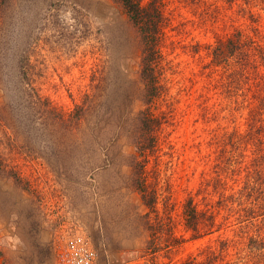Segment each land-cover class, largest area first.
<instances>
[{
    "label": "rangeland",
    "instance_id": "rangeland-1",
    "mask_svg": "<svg viewBox=\"0 0 264 264\" xmlns=\"http://www.w3.org/2000/svg\"><path fill=\"white\" fill-rule=\"evenodd\" d=\"M163 1V88L151 108L162 125L146 170L157 193L150 231L137 217L149 211L131 190L124 155L133 149L120 131L143 109L138 40L121 9L108 0H69L48 12L23 8L21 22H8L11 38L33 46L44 98L67 114L93 89L98 102L73 134L53 139L52 154L36 142L21 151L11 127L0 125L1 162L34 192L22 195L0 175L1 262L55 264L57 239L78 232L99 264H264V181L252 190L256 172L264 180V0ZM238 30L249 63L216 66V42ZM10 72L0 88L11 79L16 92ZM253 115L262 120L251 128ZM64 149L70 152L61 158ZM189 198L216 216L201 237L186 225ZM156 245L161 249L152 253Z\"/></svg>",
    "mask_w": 264,
    "mask_h": 264
},
{
    "label": "trees",
    "instance_id": "trees-1",
    "mask_svg": "<svg viewBox=\"0 0 264 264\" xmlns=\"http://www.w3.org/2000/svg\"><path fill=\"white\" fill-rule=\"evenodd\" d=\"M68 1L0 0V84L4 81L3 73L5 71H14L17 76L16 92L10 87L13 84V80L11 79L6 82L7 86L0 88L4 92V96L0 98L2 100L0 102V125L6 127L7 124L11 127V136L14 138L12 141L14 140L15 145L20 146L21 151L24 152L29 150L32 142L35 145L36 143L42 145L39 146L42 149H49L51 154L57 152L55 146L58 141L56 139L54 143L53 139L61 136L60 140L63 141V134L68 136L73 134L80 123L92 114L98 102V95L95 94L96 91L93 89L92 93L87 94L81 104L76 105L75 109L69 114L53 106L47 98H44L40 94L36 86V66L31 64V49L33 46L27 47L23 42H19V38H11L9 28L7 27L9 21L10 24L16 19L15 23L21 22L20 19H22L23 14L20 11L23 8L33 12L37 8L44 7L42 11L48 12L53 7H61L64 4H68ZM108 1L121 9L125 15L126 23L134 30L138 40V52L140 53L138 89L141 93L139 101L143 105V109L132 117H129L126 122H123L122 126H120V131L121 135L127 139L133 149L131 154L124 155L126 160L125 165L129 171L131 190L140 196L142 206L149 211V213L143 215L137 214V217L141 221L144 220L145 231H150L148 229L150 225L148 218L150 213L156 209L157 193L155 190H150L146 178V170L150 157L157 150L162 125V122L153 114L151 108L156 100L161 97L163 88L160 71L162 64L161 43L164 26L166 25L164 14L165 3L163 0ZM78 5L80 6V4ZM14 34L20 36L17 30H15ZM16 42L22 47H19ZM247 55V40L241 30L236 31L226 40H218L212 49L213 62L216 66H224L236 59L241 63H243L244 59L247 62ZM2 59L9 61L8 65H4L1 62ZM96 89L98 90V87ZM259 110L264 111V99L261 100ZM10 113V119H13L12 125H9L8 117ZM252 120L251 128L261 123L262 115H253ZM51 137L53 145L50 142ZM46 142L50 143L45 144ZM69 152L66 149L62 150L60 153L61 158H65L69 155ZM77 158L79 157L76 156L74 161ZM120 161H123V157ZM0 175L4 180H11L14 187L22 195H34L30 184L24 181L17 172L4 166L1 160ZM256 175L258 177L252 190H259L263 186L264 180L261 179V173L256 172ZM184 217L187 227L197 237H201L200 233L203 230H209V228L216 225V216L208 212L199 211L194 204L193 198L187 200L184 208ZM156 239L158 238L153 237L154 241ZM148 249L152 253H157L161 248L156 245ZM0 264L7 263L3 260L2 262L0 261Z\"/></svg>",
    "mask_w": 264,
    "mask_h": 264
},
{
    "label": "built area",
    "instance_id": "built-area-1",
    "mask_svg": "<svg viewBox=\"0 0 264 264\" xmlns=\"http://www.w3.org/2000/svg\"><path fill=\"white\" fill-rule=\"evenodd\" d=\"M55 264H99L100 258L92 243L81 233L66 232L54 245Z\"/></svg>",
    "mask_w": 264,
    "mask_h": 264
}]
</instances>
